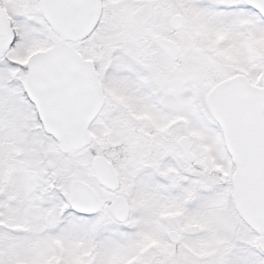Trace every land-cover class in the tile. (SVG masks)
Here are the masks:
<instances>
[{"label": "snow or ice", "instance_id": "obj_1", "mask_svg": "<svg viewBox=\"0 0 264 264\" xmlns=\"http://www.w3.org/2000/svg\"><path fill=\"white\" fill-rule=\"evenodd\" d=\"M0 264H264V0H0Z\"/></svg>", "mask_w": 264, "mask_h": 264}]
</instances>
